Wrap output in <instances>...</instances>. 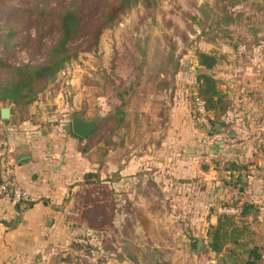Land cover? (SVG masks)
Listing matches in <instances>:
<instances>
[{"label": "rangeland", "instance_id": "rangeland-1", "mask_svg": "<svg viewBox=\"0 0 264 264\" xmlns=\"http://www.w3.org/2000/svg\"><path fill=\"white\" fill-rule=\"evenodd\" d=\"M72 1L2 0L0 35L9 28L16 35L9 50L0 44V58L12 63L43 62L58 35L55 16L64 3ZM111 2L106 0L107 4ZM97 7V2L90 0L84 11L85 27L72 42L78 57L58 73L43 93L46 111L55 114L61 104L63 112L59 113L63 114L64 107L72 104L73 109L65 115L70 130L73 114L83 113L95 120L97 129L90 141L96 145L94 160H99L103 149L113 151L117 147L116 135L113 143L106 144L107 136L101 138L108 128L102 117L121 105L124 88L136 82L144 90L156 89L158 107L162 105L160 117L166 120L171 107L167 99L170 94L173 98L178 94L190 117L186 126L188 142L179 145L173 133L168 147H205L204 156L197 158L194 151L190 160H199L206 171L221 166L225 186L216 187L214 194L215 188L209 184L203 188L195 176L189 180L173 178L165 201L166 213L149 216L144 210L160 201L120 199L115 185H103L92 177L91 187L80 189L74 207L69 203L70 209L64 213L66 221H75L76 225L68 237L53 225L46 234L42 233L38 243L34 240L33 247L30 242L26 248L0 250V264H242L241 248L235 252L228 248L222 253L212 251L207 229L220 207L238 209L237 205L248 199L255 200L258 208L248 218L251 225L247 232L251 243L261 247L263 259L259 264H264V193L253 190L252 196L248 194L250 184L244 177L249 170L261 175L264 162L256 161L251 163L255 166L240 170L243 178L236 186L239 173L235 171L239 170L231 167L234 154L229 156L227 150L264 147V0H155L152 6L139 2L116 26L104 30L95 49L89 31L97 25ZM43 10L46 16L41 14ZM200 52L219 56V63L208 72L216 77L225 95L223 110L215 116L214 123L209 120L207 125L196 119L193 105L197 75L204 71L199 70ZM5 77L0 69V81ZM57 96L60 101L54 102ZM147 97L143 94L139 102ZM5 106L14 109L17 117L25 111L0 104ZM4 122L1 118V127ZM162 138V134L157 137L158 141ZM215 147H221L222 158L215 153ZM170 153L169 161L188 157L182 150L172 149ZM240 154L243 158L238 157L237 165L244 167L241 163H245L248 153ZM109 159L115 161L114 151ZM230 181L233 183L227 185ZM226 185L237 189H227ZM98 203L105 206L108 216L94 215L91 224L82 214ZM90 227L92 232L88 231ZM199 239L204 240V245L193 247L192 242Z\"/></svg>", "mask_w": 264, "mask_h": 264}, {"label": "crops", "instance_id": "crops-1", "mask_svg": "<svg viewBox=\"0 0 264 264\" xmlns=\"http://www.w3.org/2000/svg\"><path fill=\"white\" fill-rule=\"evenodd\" d=\"M141 85L136 86L134 92L128 87V92L120 98L122 106L119 107L125 110L127 120L116 133L115 161L109 159L113 151H109L108 147L102 150L99 160H94L96 145L90 141L91 138L77 135L69 129L65 115L73 109L72 104L64 107L63 114L59 113L63 112L61 104L55 114H50L46 111V104L43 105L46 95L42 94L23 115L17 117L18 113L12 110L9 123L4 122L3 127L0 125V178L5 177V167L13 164L16 167L15 177L27 201L33 202V205H22L18 210L9 196L0 194V250L26 248L30 242L33 247L35 241L38 243L40 236L43 237L42 233L53 225L66 232L68 237L76 225L75 221H66L64 213L70 209L69 203L74 207L80 189L91 187L92 177L99 178L103 185H115L120 199L160 201L144 210V214L149 216L166 213L165 201L171 193L168 187L173 178L189 180L195 176L203 188L206 184L215 188L214 194L216 187L221 189L225 186L221 166L215 165L206 171L199 160L196 163L190 160L189 155L193 156L195 152L196 157L204 156L205 147H168L173 133L179 145L188 142L186 126L190 117L182 98L178 94L173 98L170 94L167 100L171 107L166 120L165 116L160 117L162 105L159 103L158 107L156 89L150 92ZM143 94L148 97L139 102ZM58 98L55 97L54 102H59ZM160 134L163 138L158 141ZM215 148V153L222 158L221 147ZM172 149L182 150L188 157L181 161L177 158L169 161ZM227 150L229 156L234 154L231 162L236 164L239 163L238 157L243 158L240 153H248L245 163H241L246 168L255 166L251 163L256 161L264 162V147H227ZM92 173L96 175L90 176ZM235 173L240 174L241 171ZM261 173L258 175L255 170H249L244 174L245 182L250 184L248 194L251 196L253 190L264 193V170ZM226 187L237 189L236 186ZM219 199H222L221 195ZM157 208L162 211L158 212ZM216 220L211 218L212 223Z\"/></svg>", "mask_w": 264, "mask_h": 264}, {"label": "trees", "instance_id": "trees-1", "mask_svg": "<svg viewBox=\"0 0 264 264\" xmlns=\"http://www.w3.org/2000/svg\"><path fill=\"white\" fill-rule=\"evenodd\" d=\"M89 2L90 0H73L71 3H64L62 9L55 16L58 35L47 49L43 62L12 63L0 58V69L6 74V77L0 81V104L7 103L21 107L23 108L22 110L25 109L26 111L27 107L45 92L47 85L56 79L58 73L69 62L78 57L79 53L72 48V42L85 27L84 11ZM94 2H97L98 7L96 9H100V12L97 16V25L94 29H90L89 32L92 34L90 38L92 39L93 48L96 49L104 30L116 26L122 16L131 8L137 6L139 2L144 3L146 6H152L155 0H112L109 4L106 3V0H94ZM41 14L47 15L45 10ZM42 24L41 22L40 25ZM15 35L16 32L12 28L0 35V44L5 51L15 44ZM198 60L204 71L197 75L198 87L195 93L206 101V106L211 112L210 121L214 123L215 116L218 117L224 108L225 95L220 90L216 77L210 74L208 70H212L219 63V56L216 53L200 52L198 53ZM144 70L143 72H145ZM137 85L136 82L132 83L129 86L130 91H135ZM127 92V88H124L120 97L122 98ZM126 120V112L120 107L111 110V112L102 117V123L104 125L108 124L107 131L100 134L101 138L107 136V139H105L106 144L113 143V137L118 129L125 124ZM98 140L99 138L95 142H98ZM92 143L94 142L92 141ZM232 166L239 171L245 168V166L238 167L234 162L231 163ZM93 175L96 174H90V176ZM242 178V174L236 175L234 184L238 186L236 182L241 181ZM4 180L5 177L0 178V183ZM98 180L100 182L99 178ZM231 183L233 182L230 181L227 185ZM239 190L242 191L243 187ZM2 195L9 196L13 201L12 197L7 193H2ZM22 205L32 206L33 202L27 201L25 196L22 201L16 203L17 209L20 210ZM237 207V214L218 213L216 222H210L207 229L208 245L216 253H222L226 248H228L229 252H235L236 248H241V255H243L242 264H259L263 259L261 247L258 244L251 243L247 232L251 225V221L248 218L257 205L254 201L247 200L238 204ZM99 213H104L105 216H108L105 206L101 203L84 210L82 215L92 224L91 219ZM88 229L92 232L91 227ZM228 245L232 247H228Z\"/></svg>", "mask_w": 264, "mask_h": 264}, {"label": "built area", "instance_id": "built-area-1", "mask_svg": "<svg viewBox=\"0 0 264 264\" xmlns=\"http://www.w3.org/2000/svg\"><path fill=\"white\" fill-rule=\"evenodd\" d=\"M193 105L196 119L203 125H207L210 120L211 112L206 106V101L200 97L197 93L193 94ZM16 167L13 164L5 167V180L0 183V194L7 193L10 195L15 203L20 202L24 199L25 192L18 183L16 177ZM238 209L235 208H219V213L236 214Z\"/></svg>", "mask_w": 264, "mask_h": 264}, {"label": "water", "instance_id": "water-1", "mask_svg": "<svg viewBox=\"0 0 264 264\" xmlns=\"http://www.w3.org/2000/svg\"><path fill=\"white\" fill-rule=\"evenodd\" d=\"M199 70L202 71L203 67H200ZM11 114L12 108L10 106L1 108V117L4 119L5 123H9ZM72 126L73 131L76 134L87 138L95 132L97 128V122L95 120L86 118L83 114L76 113L72 115ZM201 245H204V240L202 239L192 242L193 247L197 246V248H200Z\"/></svg>", "mask_w": 264, "mask_h": 264}, {"label": "flooded vegetation", "instance_id": "flooded-vegetation-1", "mask_svg": "<svg viewBox=\"0 0 264 264\" xmlns=\"http://www.w3.org/2000/svg\"><path fill=\"white\" fill-rule=\"evenodd\" d=\"M71 124H72V116H71ZM72 129H73V126H72ZM96 129H97V128H96ZM95 131H96V130H95ZM74 133H75V132H74ZM75 134H76V133H75ZM93 134H94V133H93ZM93 134H92V135H93ZM77 135H78V134H77ZM92 135H90V136H92ZM90 136H89V137H90Z\"/></svg>", "mask_w": 264, "mask_h": 264}]
</instances>
